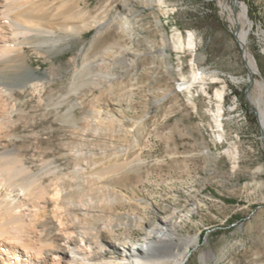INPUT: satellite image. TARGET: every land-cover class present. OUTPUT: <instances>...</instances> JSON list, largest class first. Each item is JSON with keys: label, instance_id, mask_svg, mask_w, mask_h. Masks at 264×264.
<instances>
[{"label": "rangeland", "instance_id": "1", "mask_svg": "<svg viewBox=\"0 0 264 264\" xmlns=\"http://www.w3.org/2000/svg\"><path fill=\"white\" fill-rule=\"evenodd\" d=\"M25 1L31 9L15 7L11 18L39 23L54 33L39 35L45 37L44 44L25 45L28 68L22 73L45 77V83L49 69L58 67V74L51 84L54 91L46 89L40 107L28 91L15 89L19 100L31 98L27 110L35 125L20 123L16 135L21 139L9 147L32 143L55 148L75 140L65 114L75 97L68 92L74 70H79L75 79L82 101L74 109V120L82 127L89 101L106 99L99 87L86 94L82 64L92 60L91 74L102 76L103 68L97 65L101 50L128 47L137 65L123 80L132 93L124 115L132 119L130 127L141 120L138 143L124 142L128 154L100 166L99 172L108 174L93 187L104 185L131 199L118 211L135 213L142 221L156 223L161 215L172 216L182 241L165 264H264V134L248 97L258 95L256 82L264 78V0ZM240 4L246 5L251 20L250 26L244 25L249 28L244 53L237 38ZM115 14L129 22L128 35L116 26L106 27L90 45L97 31L93 22ZM188 32L193 34V46L187 45ZM248 55L261 75L254 74L252 80ZM114 69L121 71L118 64ZM196 70L204 81L195 82L190 92L181 90L179 78L188 79ZM0 81L14 82L16 74L2 71ZM33 132L39 133L35 143L29 136ZM4 143L8 142L0 141V150ZM67 162L58 158L65 169L71 167ZM91 191L94 195V188ZM140 230L133 227L130 236L144 244Z\"/></svg>", "mask_w": 264, "mask_h": 264}, {"label": "bare ground", "instance_id": "2", "mask_svg": "<svg viewBox=\"0 0 264 264\" xmlns=\"http://www.w3.org/2000/svg\"><path fill=\"white\" fill-rule=\"evenodd\" d=\"M18 1L12 8L14 0H0V72L11 70L16 74L14 82L0 81V141L8 142L0 150V264L167 263L182 241L175 233L172 216L161 215L156 223L142 221V217L135 213L118 211L131 203V199L104 185L93 187L108 174V171L100 173V166L105 167L106 162L128 154L129 147H124V142L138 143L141 120L133 122L130 127L132 119L124 115L132 101V93L123 80L137 65L128 47H105L101 50L97 65L103 68L102 76L91 74L92 60L82 64L83 84L88 86L86 94L91 95L93 89L99 87L106 96L103 101L96 97L89 101L86 115L81 118L82 127L74 120V109L82 104L80 84L75 79L79 70H74L68 92H73L75 97L70 100L71 106L65 114L68 122L72 123L71 133L75 140L62 141L55 148L32 143L9 147V143L14 144L16 139H21L16 135L20 123L23 126L35 125L34 116L27 110L31 98L19 100L15 89L21 93L28 91L31 97L37 98L36 105L40 107L45 102L46 89L54 91L51 84L58 74V67L49 69V80L45 83L42 81L45 77L22 73L28 68L25 45L44 44L45 37L39 35L53 34L54 31L44 29L39 23L30 25L26 19L11 18V12L17 9H31L29 2ZM34 10L39 11L37 8ZM247 12L246 5L240 4L241 26L237 38L241 45H245L249 37V28L244 27L251 24ZM93 24L97 31L90 45L106 27L116 26L127 35L129 32V22L122 15L115 14L109 20L94 21ZM35 37H38L37 41ZM177 42L181 43L180 38ZM187 45L193 46L191 32L187 33ZM70 60L75 62L76 58ZM245 61L251 72H258L251 55L245 56ZM116 64L120 65L121 71H114ZM202 81L203 73L196 70L188 79L179 78L178 85L181 90L190 92L195 82ZM256 84L260 92L256 97H248L254 103L264 134V81ZM113 87L116 91H112ZM216 96L220 98L221 92L217 90ZM58 108L57 104L55 111ZM89 111L92 115H87ZM29 136L35 143L39 133L33 132ZM60 157L66 159L71 167L63 168L58 163ZM133 227L141 229L144 244L131 238ZM196 242L195 236L191 243Z\"/></svg>", "mask_w": 264, "mask_h": 264}, {"label": "water", "instance_id": "3", "mask_svg": "<svg viewBox=\"0 0 264 264\" xmlns=\"http://www.w3.org/2000/svg\"><path fill=\"white\" fill-rule=\"evenodd\" d=\"M240 48H241L242 52L244 53L245 52L244 45H240ZM254 74L260 75L259 73H254V72H251L250 70L248 71L249 80H252ZM262 80L264 81V78H262Z\"/></svg>", "mask_w": 264, "mask_h": 264}]
</instances>
